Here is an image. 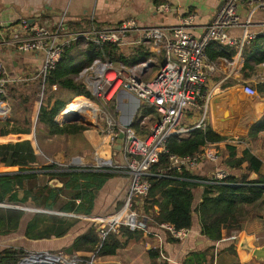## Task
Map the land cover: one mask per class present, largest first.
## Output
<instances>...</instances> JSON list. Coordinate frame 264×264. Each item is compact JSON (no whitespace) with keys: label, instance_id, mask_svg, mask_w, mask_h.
<instances>
[{"label":"trees","instance_id":"1","mask_svg":"<svg viewBox=\"0 0 264 264\" xmlns=\"http://www.w3.org/2000/svg\"><path fill=\"white\" fill-rule=\"evenodd\" d=\"M235 53L236 48L216 42L210 43L206 49L210 60L218 57L230 59ZM241 55L244 60L240 72L245 77L250 76L257 65L264 63V36H257L245 45ZM152 57L162 59V64V53L158 56L152 54L147 44H140L124 53L113 44L99 46L83 38L70 42L63 49L55 68L44 80L39 78L38 84L36 82L43 96L37 112L36 129L40 128L49 136L73 137L89 129V126L79 122L59 124L55 118L81 96L92 99L91 92L79 79V73L94 59L131 67ZM9 88L10 86L6 87L7 93ZM258 91L264 94V84ZM64 95L69 98H64ZM109 106L114 111L115 99L111 100ZM31 115L30 99L25 98L13 102L10 115L0 121V203L17 204L23 206V210L30 208L26 206H31L60 213L90 214L95 194L114 174L90 168H67L54 163H41L30 139ZM149 116H154L156 120L158 118L154 108L141 102L131 127L140 130L142 120ZM148 131L147 129L146 133ZM224 139L207 125L204 128H194L183 136L173 135L166 139L167 153L159 151L158 162L145 176L150 188L143 200V209L152 224L168 223L177 230L190 229L193 212H196L201 234L208 239L218 241L223 231L231 235L240 230V206L251 205L264 198V113L250 126L244 139L247 148L242 157H236L235 150L227 147L229 155L223 163L231 169H237L246 162L247 173L243 176L238 178L229 175L220 182L209 183L208 179L189 171L177 172L169 168L170 154L193 156L202 147ZM249 173H255L256 179L248 180ZM40 176L47 177L44 183H38ZM52 180H57L61 186L51 185L49 182ZM201 183L204 186L202 199L193 211L194 189ZM24 214L25 211L0 207V236L15 233L24 220ZM78 221V218L34 213L26 222L24 237L34 241L62 238ZM143 233L142 229L131 231L121 226L117 233L110 231L101 239L95 226L91 224L63 251L66 254L95 252L98 257L113 256L130 243L139 242ZM234 247L238 246L233 244L228 250L237 257ZM212 248L190 253L183 264H212L214 256L209 254ZM147 253L150 264H167L158 261V249H149ZM25 254L26 251L22 248H5L0 251V264H19Z\"/></svg>","mask_w":264,"mask_h":264},{"label":"crops","instance_id":"2","mask_svg":"<svg viewBox=\"0 0 264 264\" xmlns=\"http://www.w3.org/2000/svg\"><path fill=\"white\" fill-rule=\"evenodd\" d=\"M162 4L169 5L171 10L169 12L157 10V6ZM219 5L220 0H0V60L5 64L8 77L13 80V83L9 85L10 87L39 79L38 73L43 64L42 54L38 51L20 52L16 47L17 41L30 40L32 37L30 31L22 24L24 20L31 25L52 30L64 15L66 30L71 33H79L115 28L123 20L131 18L136 21L139 27L162 26L172 28L178 25L180 17L193 15V23L188 31L193 36L198 37L202 35L207 24L215 16ZM238 10L240 21L243 22L248 7L242 2ZM252 20L255 24L263 23L264 10H257ZM251 30L256 31L257 27L255 26ZM230 34L239 37L240 29H232ZM134 47L136 46H124L122 50L129 52ZM151 53L157 56L160 54V52L155 51ZM149 59L151 60V58ZM208 60L211 67L208 71L202 98L199 99V106L185 109L179 126L187 130L188 133L196 128L201 118L204 117L205 125L211 126L216 134L223 136L225 139L209 144L219 154V161L216 164L203 162L191 173L208 179L213 171L220 168L224 169L228 175L239 178L247 173V163H243L237 169H231L223 162L229 155L228 146L235 150L236 157L243 156L247 148L244 139L248 130L264 113V94H260L258 91L259 87L264 84V63L257 65L254 72L245 77L240 72L244 59L241 55L239 66L237 49L230 59L218 57L214 60L208 58ZM243 82L254 88L258 95L253 97L245 93ZM122 97L126 99L125 103H121L122 117L126 118L130 110V104L127 97L120 94V100ZM80 102L88 101H76L70 107L68 106L67 112L69 113ZM64 110L66 109L61 112ZM55 121L58 122V116ZM155 121L154 116L144 118L140 129H145L146 133ZM58 123L62 124L64 120ZM34 133L38 143L42 140L51 142L54 139L68 138V142L69 140L73 142L81 141L88 148L87 151L82 153L75 152V150H66L68 153L74 152V154L65 157L63 144L57 149L54 148L55 146L50 148L52 151L55 150L54 152L49 151V147L44 144L46 148L43 147L42 151L45 160L43 162L40 159L43 164L49 162L65 167L64 164L68 163L69 158L82 157L85 164L78 169H85L90 168V162L93 160L95 152L100 155L106 154L107 157L110 156V151L104 147L105 144H102L106 141V138L98 127L90 128L89 126V129L84 130L81 135L75 137L70 135L49 136L40 128L35 129ZM145 133L141 134L145 135ZM114 158L116 159V157ZM99 171H108L114 175L95 194L90 214L65 213L67 214L66 217L78 218L79 221L64 237L37 241L29 240L24 237L27 220H23L15 233L0 236V251L8 247L22 248L26 252L53 251L65 248L71 244L78 234L84 232L89 225L94 224L96 219L115 212L122 205L123 198L128 190L130 176L127 172H118L112 169H101ZM256 177L255 173H249L248 180H254ZM203 191L204 186L202 183L194 189L193 211L200 203ZM0 207L15 209L23 206L0 204ZM24 211L25 213L33 212L32 208L29 211L24 208ZM238 217L240 230L231 233V235L241 236V238H238V243L224 241V239L231 236L226 234L225 231L222 232V237L218 241L204 237L201 234L196 212H193L191 228L187 229L188 235L182 240L173 238L168 232L159 228L158 225L152 224L150 219V222L146 223L147 231L143 233V237L139 242L130 243L125 248L119 249L113 256L99 257V262L100 264H150L147 252L149 249L157 248L169 258L170 261L166 262L167 264H183L190 253L203 252L213 247L209 253L214 256L212 264H264V261L256 260L240 246L242 240H247L253 247L264 245V232L262 229L264 198L251 205H241ZM53 241H57V243H53ZM38 243L44 245L41 247L35 246ZM233 244L238 246L237 248L234 247L237 257L228 250ZM239 250L241 251L240 254ZM158 261L163 262L160 258Z\"/></svg>","mask_w":264,"mask_h":264},{"label":"built area","instance_id":"3","mask_svg":"<svg viewBox=\"0 0 264 264\" xmlns=\"http://www.w3.org/2000/svg\"><path fill=\"white\" fill-rule=\"evenodd\" d=\"M245 3L248 12L244 21H240L239 6ZM161 12H169L170 6H157ZM257 10H264V0H220V5L213 19L207 24L202 35L195 37L188 29L191 28L194 16L180 17L178 25L172 28L162 26L139 27L134 19H125L115 28H104L87 32L71 33L64 25V15L54 29L29 24L26 20L22 24L32 37L30 40H19L16 47L20 52L38 51L43 56V64L38 76L43 79L50 73L59 61L63 49L77 38H83L96 45L113 44L120 50L124 46H138L147 44L150 52L163 53V62L156 72L147 78L150 73V59L140 64L126 67L121 63L94 59L92 63L79 73V79L91 92L92 97L86 98L104 108V124H95L97 116L102 112L97 105L98 115L95 120H89L84 115H78L85 123H93L105 136V148L110 156L95 152L90 168L95 170L112 169L118 172H127L130 176L129 186L122 205L113 213L100 217L94 221L98 236L104 239L110 232H118L121 226L129 230L146 232L147 217L136 211L135 207L143 203L147 197L150 184L145 178L150 168L158 162V154L167 153L165 141L168 137L183 136L187 130L179 126L183 111L187 108L199 106L203 90L207 82L208 71L211 67L206 49L210 43L233 47L239 53L257 36H264V22L255 24L252 20ZM257 27L256 31L251 28ZM240 29L239 37L230 34V30ZM13 83L7 75L6 67L0 60V105L5 109L0 118H7L8 104L2 97L7 96L6 87ZM243 91L249 96H257V91L243 82ZM127 92L141 102L154 108L158 115L157 120L150 126L148 133L139 135L132 127L123 128L115 113L110 109L112 99ZM85 98V97H84ZM71 119V118H70ZM204 117L196 128H204ZM123 133L120 150L113 149L119 133ZM116 157V159L114 158ZM219 154L210 145L202 147L193 156L169 155V168L177 172L196 169L199 164L209 162L216 164ZM82 157L72 158L65 167L82 168ZM89 167V166H88ZM228 173L224 169H216L208 178L209 183H217L226 178ZM159 228L168 232L175 239H185L187 229L177 230L168 223H161ZM264 232V222L262 225ZM236 235H231L224 241H235ZM157 249V248H153ZM159 258L169 262V258L159 251ZM19 264H100L95 252L66 254L60 250L26 252Z\"/></svg>","mask_w":264,"mask_h":264},{"label":"rangeland","instance_id":"4","mask_svg":"<svg viewBox=\"0 0 264 264\" xmlns=\"http://www.w3.org/2000/svg\"><path fill=\"white\" fill-rule=\"evenodd\" d=\"M121 51L124 52V53H127V50H121ZM161 61H162V59H159L157 57H152L151 58V61H150V65H151L150 66V73L148 74L147 78L150 77L151 75H153L156 72V70L158 68V65L161 64ZM37 81L38 80L31 81V82L28 81V82H24L23 84H20V85H17V86H14V87H10L9 88L8 93H7V96H6L7 98L5 99L7 101L6 103L8 104V107H9V112L7 114V117L10 115L11 104H13V102H15V101L16 102H19L20 100H24L25 98H29L30 99V106L32 108V115H31V122H32L31 135L32 136H31L30 139H31V141H32V143H33V145L35 147V150H36L35 152L38 154L39 158L42 159L41 161H43V162H44L45 159L43 158V153L44 152L42 151V149H43V147L46 148V146L49 147V151H52V149H50V148H52L53 146H55L54 148L57 149V148H60L61 145L63 144L64 145V148L63 149H65L63 153H64V155H66L65 157H67L68 155L74 154V152L68 153L66 150H69V151L70 150H75V152L79 151V153H82L84 151H87L88 148H87V145L85 143H83L81 141L73 142V141H70V140L68 142V138H66V139H54L51 142L46 141V140H42L40 143H38V141L36 140V138L34 136V134H35L34 132H35V129H36L35 122H36V117H37L38 109H39V107H40V105L42 103L41 100L43 99V98L41 99V97H43V96H42V94L40 92V88L37 87V84H38ZM36 82H37V84H36ZM64 98H67L68 99L69 96L68 95H64ZM86 98L87 97L84 98V96H81V98H78L77 100L79 101V99H86ZM92 99H93L92 101H94V100L96 101V99L94 98V96L92 97ZM77 100H75V101H77ZM75 101H73V102H75ZM73 102H71V103H73ZM120 102L121 103H125L126 102V99H125V97L124 98L122 97L121 100H120V94H119L116 97V99H115V108H114L115 118H117V119H118V116H119V109H117V104L120 103ZM97 105L99 106V108H100V110L102 112H100V114L97 116V120H96V123L95 124L100 125L102 127L103 124H104L103 123L104 122L103 120L105 118L104 117V114H103L104 108H103V106L101 104H97ZM68 108H66V110ZM66 120L67 119H65L64 121H66ZM70 120H72V119H70ZM58 122H63V121H59L58 120ZM77 122H79V123H85L80 118L77 120ZM94 127H95L94 124L93 123H90V128H94ZM135 131H136L137 134H140V135H143L141 133H145V129H143V130L140 129V130H135ZM16 136L18 137L17 134H16ZM44 144H46V146H44ZM54 151L55 150H53L52 152H54ZM68 160H71V158H69ZM47 163H49V162H47ZM46 179H47V177L40 176L39 179H38V183H44L46 181ZM52 184H54L55 186H60V183L55 182V181H53ZM0 204L1 205H9V206L17 205V204H6V203H0ZM143 204L144 203L137 205L135 207V209L141 215H145V216L148 217L149 215L143 209ZM26 207L37 208V207H31V206H26ZM30 208H25V209H26V211H29ZM53 212H57V211L54 210ZM67 214H70V213H67ZM72 214H76V213H72ZM33 215H34V212H31V213L26 212L24 214V221L25 220H28ZM76 215H80V214H76ZM147 222L148 223L150 222V218H148L145 223H147ZM53 243H57V241H53ZM42 245H44V244L43 243H38L35 246L41 247ZM56 250H60V251L64 252L63 251V248L55 249L53 251H56Z\"/></svg>","mask_w":264,"mask_h":264},{"label":"water","instance_id":"5","mask_svg":"<svg viewBox=\"0 0 264 264\" xmlns=\"http://www.w3.org/2000/svg\"><path fill=\"white\" fill-rule=\"evenodd\" d=\"M121 95H124L127 97V100L130 104V110L128 111L127 115H126V119L125 120H122L121 117L123 116V111H122V105H121V102L117 104V109H120L121 108V111L119 110V116H118V121L120 123V125L123 127V128H128V127H131L132 124H133V121L135 119V116H136V113L140 107V104H141V101L140 99H138L136 96L130 94V93H127V92H123L121 93ZM5 118H0V121L4 120ZM72 120L70 119H67L66 121H64V123H73V122H77L78 120V117L75 116L74 118H71ZM85 125L87 126H90V124L88 123H84ZM123 137V133L120 132L119 135H118V138L116 139V142L115 144L112 146L113 149L115 150H120V143H121V139ZM76 158V157H75ZM55 181V182H58L57 180H52L50 181V184L55 186L54 184H52V182ZM59 183V182H58ZM16 210H21V211H24L21 207H17L15 208ZM32 211L34 213H46V214H55V215H61V216H65L67 214L65 213H60V212H51L49 210H45V209H40V208H32ZM239 240L238 238L235 240V243H238ZM240 246L242 249L246 250L248 253H250L256 260L258 261H264V245L263 246H259V247H253L251 246L247 240H242L240 242Z\"/></svg>","mask_w":264,"mask_h":264},{"label":"bare ground","instance_id":"6","mask_svg":"<svg viewBox=\"0 0 264 264\" xmlns=\"http://www.w3.org/2000/svg\"><path fill=\"white\" fill-rule=\"evenodd\" d=\"M83 100H87L89 102H80L75 107H73V109H71L69 113L67 112V110H64L58 115V120L63 121L65 119L74 118L75 116L78 115L80 116L84 115L87 119L94 121L96 115H98L97 105L88 99H83ZM1 110L4 111L5 109H3V107L0 105V113L2 112ZM119 110L121 111V108ZM121 119L125 120L126 118L122 117Z\"/></svg>","mask_w":264,"mask_h":264}]
</instances>
